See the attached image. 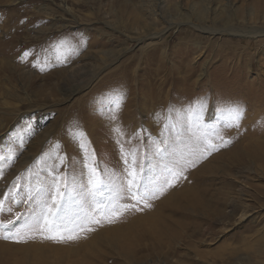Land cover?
Wrapping results in <instances>:
<instances>
[{
	"label": "rangeland",
	"instance_id": "374dc122",
	"mask_svg": "<svg viewBox=\"0 0 264 264\" xmlns=\"http://www.w3.org/2000/svg\"><path fill=\"white\" fill-rule=\"evenodd\" d=\"M262 2L0 0V153L15 156L0 194L62 175L75 201L64 214L76 219L90 210L85 164L115 189L132 152L155 183L173 153L191 161L149 207L127 197L129 209L114 216L100 205V223L77 239L0 238V264H264V162L251 156L264 137V103L246 101L250 89L264 93V36L228 30H264ZM229 101L244 105L239 128L223 127ZM245 123L260 136L241 134ZM198 127H217V150L190 155ZM199 190L207 206L187 207ZM29 205L39 211L22 203L3 219H28ZM204 251L222 252L202 259Z\"/></svg>",
	"mask_w": 264,
	"mask_h": 264
},
{
	"label": "snow or ice",
	"instance_id": "6c2138e0",
	"mask_svg": "<svg viewBox=\"0 0 264 264\" xmlns=\"http://www.w3.org/2000/svg\"><path fill=\"white\" fill-rule=\"evenodd\" d=\"M28 55L30 53L26 52L22 58ZM117 95L119 96V93ZM116 103L119 105V99H117ZM226 105V108L221 110L227 111L229 120L224 123L223 127L225 129L239 128L240 121L245 116L244 109L231 101L226 102ZM197 119H199L198 115ZM197 133L194 134L196 141L195 149L190 155H195L196 153L200 155H204L205 153L210 154L211 151L217 150L216 145L212 143L213 137L223 141V136L217 127H198ZM73 136L74 138H83L84 133L82 131L75 132ZM161 143L164 142L162 141ZM79 146L81 148L84 147L83 144ZM168 150L169 146L165 144L163 148L157 146L156 153L161 154ZM129 155L131 156V160H129L128 156L124 157V163L127 165L125 169L126 175L120 178V184L115 189L107 188L105 181L102 178H98L97 165L85 164V167L88 168L89 177L87 184L81 185V187L87 198L85 202L91 201L89 204L90 210L86 211L83 217L78 216L76 219H69L64 214V205L68 203L69 199L75 202L74 198L69 195V183L66 177L54 175L51 181L40 183L37 180L31 187L14 182L11 187L0 194V233H2L0 238L21 242L24 236L32 238L39 234L45 239H51L56 242H63L65 239H77L79 232L92 230L85 228L86 223H100L98 219L93 217V213L100 211V205H104V210L114 216L122 215L123 211L129 209L130 206L128 204H121V201L127 197L138 202L142 201L145 203V207H149L150 204L147 201L157 198L158 194H163L166 188L172 185V181L178 179L183 171L186 170V166L191 163L183 154L176 155L173 153L171 159L163 168L165 179L162 183H155L145 180L143 176L144 168L138 164L136 153L132 152ZM14 158V155L5 156L3 153H0V178L4 176L5 166L11 167ZM58 159L60 164L64 163L63 156H59ZM49 175H51V172H49ZM19 179L17 177V181ZM109 183H111V178H109ZM106 188L107 196H105ZM105 200L107 201L106 204ZM29 202L36 205L39 211L31 209V205H29L32 214L28 219H25L27 213L21 212H16L12 219H3L5 215L13 214V205L18 206L22 203L28 204ZM81 210L83 211V205H81Z\"/></svg>",
	"mask_w": 264,
	"mask_h": 264
},
{
	"label": "bare ground",
	"instance_id": "6f19581e",
	"mask_svg": "<svg viewBox=\"0 0 264 264\" xmlns=\"http://www.w3.org/2000/svg\"><path fill=\"white\" fill-rule=\"evenodd\" d=\"M262 1V0H261ZM260 0H259V2H261ZM262 3H264V0H263V2ZM260 5H261V3H260ZM264 7V6H263ZM132 17L133 18H135V21L137 20L138 21V17H137V14H135V13H133V15H132ZM136 21V22H137ZM232 28H234V29H232ZM231 29H228L230 32H233V33H238V34H240V35H243V36H249V37H251V38H256V37H259V36H264V30H262V29H258L257 27H251L250 29H248L247 27H245V28H236V27H232ZM227 30V31H228ZM225 32V31H224ZM148 34V33H147ZM236 49H237V47L235 48V51H236ZM245 52V51H244ZM237 53V52H236ZM235 54V53H234ZM252 65V64H251ZM247 98H246V101L248 102V107L249 108H251V107H253L254 105H256L257 103H264V93L262 94V95H257L256 93H255V90L254 89H250V90H248L247 91ZM244 105H242L241 107H243ZM255 117H256V115H255ZM246 127L244 128V131H242V133L241 134H244V135H246V137H254V136H260L259 134H260V130L261 129H258V128H252V127H250V126H248V124H244ZM236 131V129L235 130H233L232 132H235ZM231 132V133H232ZM237 132H235L234 134H233V136H234V138L232 139V142L234 141V150H233V152H231V153H233L234 155L236 154L237 155V153H239V152H241V147H240V142H237L238 140H235L236 139V137L235 136H237ZM245 137V136H244ZM259 139H257L258 140V143H256L255 144V146H254V149H252L253 150V152H252V155L251 156H255L257 159H260L262 162H264L263 160H264V137H263V135L262 136H260V137H258ZM233 154H231V155H233ZM253 156V157H254ZM232 157H234V156H232ZM252 159V158H251ZM240 162V161H239ZM241 163V162H240ZM263 165V164H262ZM243 166V165H242ZM259 166V165H258ZM261 166V165H260ZM189 195V194H188ZM192 195V197L191 198H187L186 199V206L187 207H189V206H199V204L201 205L202 203L204 204V206H207V204H205V202H204V200L202 199V194L200 193V190L199 191H197V194H195V193H192L191 194ZM189 197H190V195H189ZM199 203V204H198ZM217 209V208H216ZM218 210V209H217ZM216 210V211H217ZM221 211V210H220ZM222 212V211H221ZM218 213V212H217ZM216 213V214H217ZM224 213V212H223ZM217 215H219V214H217ZM220 215H223V214H221L220 213ZM193 225V224H192ZM191 225V226H192ZM196 227V228H195ZM195 227H194V229L193 230H197V229H201V227H202V225L201 224H197V225H195ZM194 234V233H193ZM197 234V233H196ZM130 237V236H129ZM128 239V238H127ZM131 245V244H130ZM221 252L222 251H211V252H209V251H204V254H202V259H204L205 257H206V255L207 256H209V255H211V256H216V255H220L221 254ZM216 264H218V262H217V259H216Z\"/></svg>",
	"mask_w": 264,
	"mask_h": 264
}]
</instances>
